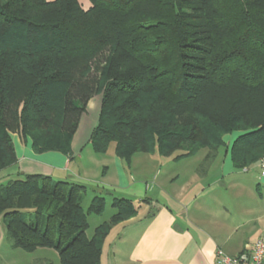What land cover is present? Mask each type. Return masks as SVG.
<instances>
[{"label": "trees", "instance_id": "16d2710c", "mask_svg": "<svg viewBox=\"0 0 264 264\" xmlns=\"http://www.w3.org/2000/svg\"><path fill=\"white\" fill-rule=\"evenodd\" d=\"M0 0V171L17 164L11 139L39 155L72 160L87 105L100 97L88 139L96 155L115 143L137 154L207 159L230 147L235 169L264 157V0ZM85 186L25 175L0 191L7 240L26 253L49 249L60 264H100L110 224L137 214L114 199L110 224L86 236ZM40 264H48L41 261Z\"/></svg>", "mask_w": 264, "mask_h": 264}, {"label": "crops", "instance_id": "0c3cea01", "mask_svg": "<svg viewBox=\"0 0 264 264\" xmlns=\"http://www.w3.org/2000/svg\"><path fill=\"white\" fill-rule=\"evenodd\" d=\"M78 2L85 10L90 7L87 0ZM100 101H89L80 118L71 161L57 152L36 155L29 140L12 135L17 164L0 171V191L7 181L44 175L85 186L87 194L105 200V208L107 203L112 207L114 199L129 200L137 207L135 217L117 225L110 224L111 218L104 222L110 224V232L100 264H214L218 251L234 256L264 238V176L258 163L240 170L230 158L239 133L225 136V147L209 159L207 149L180 160L182 152L169 157L137 154L127 169L115 155V143L104 155L94 154L87 143ZM100 168V175L92 174ZM21 251L7 240L0 215V264H40L51 254L42 248Z\"/></svg>", "mask_w": 264, "mask_h": 264}, {"label": "built area", "instance_id": "2783aa9c", "mask_svg": "<svg viewBox=\"0 0 264 264\" xmlns=\"http://www.w3.org/2000/svg\"><path fill=\"white\" fill-rule=\"evenodd\" d=\"M258 172L264 176V157L258 162ZM214 264H264V238H257L250 248L234 256L218 251Z\"/></svg>", "mask_w": 264, "mask_h": 264}, {"label": "rangeland", "instance_id": "374dc122", "mask_svg": "<svg viewBox=\"0 0 264 264\" xmlns=\"http://www.w3.org/2000/svg\"><path fill=\"white\" fill-rule=\"evenodd\" d=\"M214 155H216V153ZM98 159H101V158L98 157ZM99 161H101V160H99ZM92 172H93L92 173L93 175H96V174L100 175L101 172H102V168H100L98 171H97V169H95ZM93 196L94 195L91 192H89L86 195V198H85V200H84V202L82 204V208H83L84 211H86L88 209ZM109 204L110 203L106 204V208L104 209V212L102 213V215H100V216L90 215L88 217V219H87L88 220V225H89V229L87 231L88 237H92L93 236L94 230L97 228V226H100V225L104 224V222H107V220H109V218H111L113 216L114 211H113L112 207L109 206ZM50 251H51L50 252L51 254H47L46 255L47 263L48 264H60V261H59L57 253L55 251H53V250H50ZM23 253H25V252H23Z\"/></svg>", "mask_w": 264, "mask_h": 264}]
</instances>
